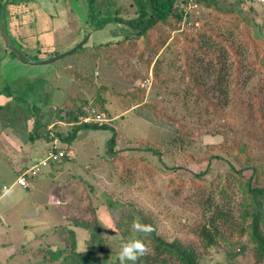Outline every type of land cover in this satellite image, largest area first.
Segmentation results:
<instances>
[{"label": "rangeland", "instance_id": "1", "mask_svg": "<svg viewBox=\"0 0 264 264\" xmlns=\"http://www.w3.org/2000/svg\"><path fill=\"white\" fill-rule=\"evenodd\" d=\"M246 3L255 7L264 37V1L247 0ZM180 4L179 9L189 14L188 17L183 15L180 29L189 25L188 19L193 18L196 23L197 17L205 15L196 4ZM0 14V194L3 192L0 206L5 208L7 201L14 202L6 223L0 220V254L4 248L13 249L10 253L13 259L8 264H37L44 248L49 247L48 242H59L56 246L67 242L65 231L60 229L62 225H72L78 248H84L86 230L75 226V220L92 224L96 218L102 236L112 241L113 246L115 240L121 238L122 224L131 220V215L141 214L155 218L158 233L168 238L195 241L185 228L194 214L180 200L171 197L167 181L169 172L187 176L190 171L204 167V159L189 162L179 156L181 148L172 139L178 123L192 128L205 124L208 115L199 116L188 82L180 78L176 65L162 64L158 79L153 77L150 65L146 77L144 62L124 45L112 42L123 31L115 16H133L132 1L0 0ZM84 34L88 37L82 48L51 62H34L70 49ZM7 38L29 61L12 52ZM108 41L111 44L104 46ZM164 54L167 60H173V53ZM140 86L145 90L137 91L141 102H152L163 115L135 104L131 92ZM66 96H70V100L72 96L86 100L85 108L90 116L100 112L90 105L96 103L98 96L102 97L106 101V112L101 113L105 120L99 123L114 128V151L129 157L142 156L152 168L146 166L147 176L133 169L120 171L118 165L109 160L105 142L112 132L107 129H80L70 146L57 137L51 141L40 136L29 138L35 117L42 122L50 116V121L54 122L56 107ZM211 120L215 122L214 118ZM69 127L63 122L50 123L46 128L39 127L38 131L48 129L50 134L60 131L65 135ZM189 137L194 141L192 154L222 140L220 135L211 133ZM47 145L63 146L68 158L47 166L39 165L29 189L11 185L3 191L2 185L8 186L15 179V168L38 161ZM145 145L158 149L161 156L144 149ZM19 151L25 153L21 158L15 154ZM152 166L168 171L160 172ZM54 197L61 201L60 206ZM108 199H117L118 204L109 208ZM242 245L245 247L240 253L229 256L232 248L239 250ZM252 247L247 235L234 234L229 243L221 241L218 248H209L204 253L209 257L206 264L227 261L252 264Z\"/></svg>", "mask_w": 264, "mask_h": 264}, {"label": "trees", "instance_id": "2", "mask_svg": "<svg viewBox=\"0 0 264 264\" xmlns=\"http://www.w3.org/2000/svg\"><path fill=\"white\" fill-rule=\"evenodd\" d=\"M131 1L134 15L125 18L115 16L123 31L118 39L111 41L124 45L144 62L146 77L150 65L155 79L160 77L159 67L162 64L167 63L169 67L176 65L180 78L188 82L199 116L208 115L204 119L205 124L192 128L178 123L172 139L181 148L178 149L179 156L189 162L204 159V167L190 171L187 176L169 172L167 181L171 197L180 200L194 214V219L186 223L185 228L196 240L189 242L177 237L168 238L158 233L154 217L147 218L141 214L131 215V220L122 224L119 229L121 238L115 240L113 246L112 241L102 236L96 218L92 224L75 220V226L86 230L84 248H78L76 230L72 225H62L60 229L65 231L67 242L61 246H56L59 242H48L49 247L44 248L42 259L36 260L37 264H119L116 253L121 244L135 239L151 242V253L141 257L136 264H206L209 257L205 254L209 248H218L221 241L229 243L234 234L247 235L253 244L250 250L252 264H264V37L262 23L256 19L255 7L247 4V0ZM181 2L200 6L205 15L197 17L196 23L195 19H188L189 25L180 29L183 15L189 16L187 10L179 9ZM111 41L102 44L106 46ZM166 51L173 53V60H167ZM138 89L145 91L140 86L131 92L135 104L163 115L152 102H141ZM70 98L66 96L64 102L56 107L57 119L54 122L50 121V116L42 122L35 117L29 138L40 136L51 141L57 137L70 146L80 129H107L112 132L105 142L109 160L116 163L120 171L133 169L146 177V166L151 167L143 157L118 155L113 149L114 128L107 123L83 121L81 117L87 115L86 100L75 96L72 100ZM105 102L98 96L90 108L96 106L101 114L106 112ZM58 122L69 124L65 135H61L60 131L50 134L48 129L38 131L39 127L46 128L50 123ZM203 133L220 135L222 140L192 154L194 141L189 136ZM50 148L64 149L55 145H50ZM135 149L140 150L139 147ZM144 149L161 156L155 147L145 145ZM67 158L66 152L61 159ZM29 167L20 168L18 174ZM152 167L160 172L168 171ZM29 176L33 175L26 177ZM106 203L112 209L118 204L117 199H108ZM137 217L141 223L152 226L150 234L131 231V222ZM244 247L242 245L239 250L232 248L229 256L234 257ZM225 264L234 263L227 261Z\"/></svg>", "mask_w": 264, "mask_h": 264}, {"label": "clouds", "instance_id": "3", "mask_svg": "<svg viewBox=\"0 0 264 264\" xmlns=\"http://www.w3.org/2000/svg\"><path fill=\"white\" fill-rule=\"evenodd\" d=\"M130 229L132 232L143 233L145 235L153 231L152 226L141 223L139 217L133 219ZM150 243V241L146 243L139 239L122 243L116 253L119 264H127L129 261H131L132 264H136L141 257L151 253V248L149 247Z\"/></svg>", "mask_w": 264, "mask_h": 264}, {"label": "built area", "instance_id": "4", "mask_svg": "<svg viewBox=\"0 0 264 264\" xmlns=\"http://www.w3.org/2000/svg\"><path fill=\"white\" fill-rule=\"evenodd\" d=\"M257 2H263L264 0H256ZM81 119L83 121H97V122H101L105 120V115L104 114H95L93 116H90L89 114L81 117ZM66 152L64 151V149H57V150H53L52 148L48 149V151H46L45 156L39 160L37 163L33 164L32 166H30L29 168H27L25 171L20 172L17 175L16 178V182L22 186H26L27 181H26V176L27 175H35L38 173L40 167L41 166H45L50 162H54L57 161L59 159H61V157L63 155H65ZM7 186L6 185H2V189H6Z\"/></svg>", "mask_w": 264, "mask_h": 264}, {"label": "crops", "instance_id": "5", "mask_svg": "<svg viewBox=\"0 0 264 264\" xmlns=\"http://www.w3.org/2000/svg\"><path fill=\"white\" fill-rule=\"evenodd\" d=\"M21 13V12H20ZM14 14H16V13H14ZM11 15H12V13H11ZM19 15V14H18ZM14 17L15 16H17V15H13ZM48 146L49 145H47V147L46 148H44V150H43V153L45 152V150L46 149H48ZM35 148V147H34ZM16 155H17V157L19 158H21L25 153H21L20 151L19 152H17V153H15ZM16 157V158H17ZM42 157V156H41ZM36 160H33V162H28V163H26V164H23L22 166H25V167H29V166H31V165H33V164H35L36 162H35ZM19 165H21V164H19ZM16 169V172H17V174H16V176L18 175V172H19V170L20 169H17V168H15ZM60 170H57L56 172H59ZM37 175V174H36ZM36 175H33V176H36ZM16 176H15V179H13L12 180V182H11V184L10 185H8L7 186V188L6 189H3V191H5V190H7L8 189V187H11V185H18V186H21V187H23V188H26V189H29L30 188V184L33 182V176H29V177H26V181H27V184H26V186H22V185H20V184H18L17 182H16ZM3 185H5V184H3ZM2 188V187H1ZM3 193V192H2ZM2 193L0 194V197L2 196ZM55 199H56V201H58L57 203L59 204V206H60V203L59 202H61L59 199H58V197L57 198H55L54 197V201H55ZM13 204H14V202H9V201H7L6 202V207L5 208H3L2 206H0V220H1V222H4V223H6V219H8L9 218V216H10V214H11V212H12V209H13ZM35 239V238H34ZM11 246H16V244L15 245H11ZM11 251H13V249L12 250H8V249H3V253L2 254H0V264H8L9 262H10V260H12L13 259V257L10 255V253H11Z\"/></svg>", "mask_w": 264, "mask_h": 264}, {"label": "water", "instance_id": "6", "mask_svg": "<svg viewBox=\"0 0 264 264\" xmlns=\"http://www.w3.org/2000/svg\"><path fill=\"white\" fill-rule=\"evenodd\" d=\"M2 25V24H1ZM87 37H84L79 43H77L76 45H74L73 47H71L70 49L64 51V52H61V53H57V54H54L52 56H49V57H46L44 59H40V60H35L34 62H38V63H47V62H51V61H54L58 58H61L77 49H79L83 43L86 41ZM8 40V38H7ZM8 44L10 45V48L11 50L20 57V59L24 60V61H28L29 58L25 55H22V53H20V51L17 49V47H15L14 44L11 43V41L8 40Z\"/></svg>", "mask_w": 264, "mask_h": 264}, {"label": "flooded vegetation", "instance_id": "7", "mask_svg": "<svg viewBox=\"0 0 264 264\" xmlns=\"http://www.w3.org/2000/svg\"><path fill=\"white\" fill-rule=\"evenodd\" d=\"M13 52V51H12ZM14 53V52H13ZM15 54V53H14Z\"/></svg>", "mask_w": 264, "mask_h": 264}]
</instances>
